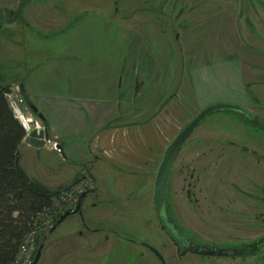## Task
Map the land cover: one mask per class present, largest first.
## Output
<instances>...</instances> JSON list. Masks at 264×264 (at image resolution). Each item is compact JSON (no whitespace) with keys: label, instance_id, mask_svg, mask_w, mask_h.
Wrapping results in <instances>:
<instances>
[{"label":"rangeland","instance_id":"rangeland-1","mask_svg":"<svg viewBox=\"0 0 264 264\" xmlns=\"http://www.w3.org/2000/svg\"><path fill=\"white\" fill-rule=\"evenodd\" d=\"M45 9L50 13L42 21L53 30L77 21L64 35L38 42L55 51L78 49L69 60L97 66L101 74L110 61L125 94H140V80H156L147 94L160 89L179 94L177 110L158 120L166 146L212 103L241 105L256 120L237 112L209 114L180 151L166 196L167 217L187 238L241 248V255H180L155 215V176L144 173L99 177L97 190L83 200L82 219L71 215L51 233L42 224L37 264H160L145 242L164 264H264V0H47ZM97 31L100 40L95 35L91 44L89 34ZM120 49L125 53L122 74ZM145 60L147 80L141 68ZM12 75L1 72L0 79L6 83ZM8 84L15 115L28 116L31 130L35 120L41 128L18 84ZM19 151L24 171L52 191L61 189L59 182L69 175L74 179L75 169L87 166L94 174L90 164L61 158L53 141L38 151L23 140Z\"/></svg>","mask_w":264,"mask_h":264},{"label":"crops","instance_id":"crops-1","mask_svg":"<svg viewBox=\"0 0 264 264\" xmlns=\"http://www.w3.org/2000/svg\"><path fill=\"white\" fill-rule=\"evenodd\" d=\"M46 3L47 0H0V73L13 74L5 78L6 83L22 86L48 125L50 140L40 148L28 145L40 151L48 142L60 143L64 155L59 153L61 158L73 165L90 164L93 175L87 166L84 168L95 180L96 188L97 180L100 184L99 177L103 176L129 178L125 175L146 173L154 177L167 144L158 120H165L166 113L177 110L179 94H162V89L158 94H147L156 81L148 83V60L141 65L147 83L140 80V94L127 90L125 94L110 61L104 62L106 72L101 74L97 66L88 64L86 70L87 66L74 57L69 60L78 49L55 51L51 45L38 42L40 38L46 41L64 35L77 21L75 18L54 30L50 22L45 26L42 20L50 13L45 9ZM98 31L90 32L91 44L95 35L100 40ZM123 53L120 49V74L125 69ZM28 122L30 126L29 118ZM30 130L31 127L26 131ZM78 170L73 172L77 175L84 169ZM71 176L59 182L60 187L72 184L76 177L70 179ZM119 186L125 188L123 184Z\"/></svg>","mask_w":264,"mask_h":264},{"label":"trees","instance_id":"trees-1","mask_svg":"<svg viewBox=\"0 0 264 264\" xmlns=\"http://www.w3.org/2000/svg\"><path fill=\"white\" fill-rule=\"evenodd\" d=\"M1 79L0 264H12L23 239L36 229L38 213L50 207L52 197L64 187L52 191L41 182L29 178L21 167L19 149L26 136V130L9 104L7 94L10 91V84L4 83ZM20 92L29 109L28 105L32 101L24 92ZM41 123L43 124L42 121Z\"/></svg>","mask_w":264,"mask_h":264},{"label":"water","instance_id":"water-1","mask_svg":"<svg viewBox=\"0 0 264 264\" xmlns=\"http://www.w3.org/2000/svg\"><path fill=\"white\" fill-rule=\"evenodd\" d=\"M20 91L23 92L22 86L19 87ZM29 109L32 114H35L37 118L43 122L42 128L34 127L24 138V141L33 147L40 148L43 147L47 141H49V136L47 132V122L41 113H37V108L33 103H29ZM217 111L226 112H237L245 116L251 121H255V116L249 112L246 108L241 105L231 103V102H217L206 105L202 108L193 118L186 123L172 138V140L166 146L162 157L159 161L153 184V206L155 215L158 222L167 236L177 245L179 248L180 255H184L187 252L199 254L202 256H239L243 253L241 248L233 247H223L217 248L215 246L197 244L192 240L187 238L182 232L178 230L176 225L172 220L167 217L166 213V196L167 189L171 171L173 169L174 163L184 147L185 143L195 131V129L201 124V122L211 113ZM55 147L62 152L61 144L56 143ZM83 177L77 178L72 184L81 180ZM85 196V192L80 195V200ZM80 212V201L74 209H68L63 212L51 225L49 228V233H51L61 222H63L68 216ZM42 244H39L36 248L33 260L30 264H37L41 256ZM164 264V261H163Z\"/></svg>","mask_w":264,"mask_h":264},{"label":"built area","instance_id":"built-area-1","mask_svg":"<svg viewBox=\"0 0 264 264\" xmlns=\"http://www.w3.org/2000/svg\"><path fill=\"white\" fill-rule=\"evenodd\" d=\"M18 114H20V112ZM34 122L38 125V122L36 120ZM56 143L57 142H54V147ZM56 150L59 152L57 148ZM88 187L89 184H87L86 181L81 180L78 183L71 185L69 188L61 190L52 197V205L38 213V215L36 216V229L29 233L23 239V241L19 245L17 254L12 264L31 263L35 254L36 242L38 238V228L42 226V224L46 225L47 227H51V225L59 217V215H61L68 209H74L77 205L80 195L85 192Z\"/></svg>","mask_w":264,"mask_h":264},{"label":"flooded vegetation","instance_id":"flooded-vegetation-1","mask_svg":"<svg viewBox=\"0 0 264 264\" xmlns=\"http://www.w3.org/2000/svg\"><path fill=\"white\" fill-rule=\"evenodd\" d=\"M62 155H63V153H62ZM63 157H64V155H63ZM83 177L81 180H83V181H86L87 182V184H89V187L86 189V191H85V196L89 193V192H95L96 190H97V188H96V182H95V180L92 178V176L90 175V172H88L87 170H85V168H84V170L82 171V172H78V174L76 175V179L77 178H80V177ZM81 180H79V181H81ZM79 181H77L76 183H78ZM73 185V184H72ZM71 185L69 184V186H64V188L62 189V190H65V189H67V188H69ZM85 196L84 197H82L81 198V200H80V197H79V199H78V202H77V204L79 203V201H80V212H78V213H75V214H72V215H76V214H78L79 216H80V218L82 219V216H83V210H84V208H83V206H82V204H83V200H84V198H85ZM71 216V215H70ZM69 217V216H68ZM157 218V217H156ZM158 220V219H157ZM160 225V224H159ZM161 227V226H160ZM163 230V229H162ZM164 231V230H163ZM80 234H81V232H80ZM79 234V235H80ZM175 244V243H174ZM176 245V244H175ZM145 247L146 248H148L149 250H150V252H152L155 256H156V258L160 261V264H163V257H162V255L158 252V250L156 249V248H154L153 246H151V245H149L147 242H145ZM176 247H177V245H176ZM178 248V247H177ZM178 250H179V248H178ZM185 255V254H184Z\"/></svg>","mask_w":264,"mask_h":264},{"label":"bare ground","instance_id":"bare-ground-1","mask_svg":"<svg viewBox=\"0 0 264 264\" xmlns=\"http://www.w3.org/2000/svg\"><path fill=\"white\" fill-rule=\"evenodd\" d=\"M18 116V115H17ZM19 121L21 122V124L25 127L26 130H28L30 128L29 126V122L27 121V117L25 115H19L18 116ZM35 127L39 128L38 125L35 123Z\"/></svg>","mask_w":264,"mask_h":264}]
</instances>
